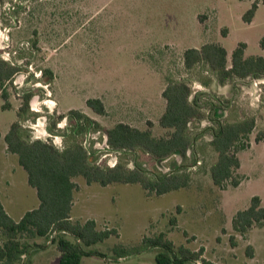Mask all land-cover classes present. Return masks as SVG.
I'll list each match as a JSON object with an SVG mask.
<instances>
[{
    "label": "rangeland",
    "instance_id": "1",
    "mask_svg": "<svg viewBox=\"0 0 264 264\" xmlns=\"http://www.w3.org/2000/svg\"><path fill=\"white\" fill-rule=\"evenodd\" d=\"M252 1L0 0V55L21 67L7 85L10 108H2L0 97V201L5 211L17 220L39 203L17 156L4 150V135L18 119L22 92L34 91L29 113L19 119L24 138L50 139L63 148L68 137L51 134L46 126L48 116L70 109L82 111L103 128L122 121L139 129L149 127L154 136L164 135L166 130L158 123L165 107L161 92L169 81L185 80L193 93L203 92L198 98L201 104L209 103L203 109L206 118L189 124L193 144L186 159L174 154L155 160L142 151H114L102 131L79 137L103 166L120 162L131 167L136 159L148 176L175 166L190 175L187 187L159 196H147L138 183L102 186L87 184L81 176L74 178L79 188L74 192L71 220L92 219L97 228L118 232L85 247L104 256H85L80 264H156L159 248H143L142 239L160 232L175 247L201 249L202 257L215 264H264V223L245 234L232 227L233 216L249 205L252 196H259L264 206V137L255 140L264 132V77L234 78L220 85L207 66L186 69L182 62L186 48L206 42L221 43L228 62L239 42L246 43L245 56H264L259 46L264 5L258 4L251 22L242 19ZM43 69L51 70L50 81ZM88 98H100L106 114L94 113L86 105ZM246 117H254L255 127L248 136L249 146L238 152L240 167L235 177L239 184L216 186L210 167L217 153L205 128L214 125L210 121L214 118L233 122ZM66 124L62 120L57 127L66 128ZM54 236L56 232L46 237L22 235L27 252L12 264H59ZM3 240L0 232V243ZM116 245L137 248V252L115 259Z\"/></svg>",
    "mask_w": 264,
    "mask_h": 264
},
{
    "label": "trees",
    "instance_id": "2",
    "mask_svg": "<svg viewBox=\"0 0 264 264\" xmlns=\"http://www.w3.org/2000/svg\"><path fill=\"white\" fill-rule=\"evenodd\" d=\"M260 2L264 5V0L251 2L249 9L242 16L245 22H251ZM259 46L264 49V35L259 40ZM245 48V42L237 43L228 62L227 51L221 43L206 42L200 47L186 48L182 53V62L186 69L198 64L207 66L214 72L220 85L234 78L243 79L248 76L263 78L264 56H245ZM20 70V65L0 55V97L4 101L3 109L10 108L7 85H11ZM41 72L44 77L47 76V81L52 79L50 69H43ZM202 82L207 84L206 81ZM201 94L203 92L193 93L185 80H172L166 84L161 92L165 107L158 119L159 126L165 129L166 133L161 136H154L149 127L139 129L122 121L103 128L97 120L77 109H70L65 114L50 115L46 126L48 132L68 137L63 148H58L50 139L27 140L22 135L19 119L29 113L34 91L29 89L22 92L19 96L22 102L16 112L18 119L10 124L4 141L7 151L17 155L19 165L26 172L28 184L36 190L39 203L36 208L26 211L18 221H15L8 215L0 201V232L4 236L3 242L0 243V264L18 262L27 252L28 245L21 241L24 234L46 237L56 232L52 242L60 252L59 264H80L85 256H104L96 251L85 250V247L103 241L110 235H117L118 232L115 228L99 229L92 219L84 222L71 220L74 192L79 188L74 178L78 176L83 177L87 184L98 183L102 186L111 183H138L147 196H159L187 187L190 175L179 166H175L169 172L152 176H148L142 164L136 159H133L131 167L120 162L112 166H103L96 162L92 157L94 151L91 152L79 137L89 131H102L111 150L142 151L155 160L165 159L174 154L186 159L193 144L189 124L193 120L206 118L203 109L209 106V103L201 104L198 101ZM85 102L94 113L106 114L105 105L100 98H88ZM210 106L212 109L215 108L214 103H210ZM62 120H66V128L57 127V123ZM210 121L214 125L205 129L210 131L212 137L210 144L217 153L216 161L210 167L211 180L219 187L227 183L237 186L239 181L235 177V171L240 167L238 152L249 146L247 140L255 127V119L246 117L238 121L223 122L219 118H214ZM263 137L264 132H259L255 140L259 141ZM174 221L175 218L172 217L170 222ZM263 223L264 206L257 195L252 196L249 205L243 210H238L232 218L233 229L241 234ZM66 234L71 235L74 240L67 238ZM142 244L145 249L159 248L154 256L156 264L192 262L215 264L202 257L201 249L192 251L182 245L175 247L163 232L153 237L143 236ZM251 249L250 247L247 249L248 256L252 254ZM135 252L137 248L116 245L114 258L119 259Z\"/></svg>",
    "mask_w": 264,
    "mask_h": 264
},
{
    "label": "crops",
    "instance_id": "3",
    "mask_svg": "<svg viewBox=\"0 0 264 264\" xmlns=\"http://www.w3.org/2000/svg\"><path fill=\"white\" fill-rule=\"evenodd\" d=\"M4 142H5V141H4ZM4 148H5L4 150L7 151L6 143H5ZM7 152H8V151H7ZM9 153H11V152H9ZM13 154H14V153H13ZM15 155H16V154H15ZM16 156H17V155H16ZM17 161H18V158H17ZM3 207H4V206H3ZM4 209H5V208H4ZM8 215H9V214H8ZM9 216H10V215H9ZM10 217H11V216H10ZM21 217H22V216H21ZM21 217H20V218H21ZM11 218H12V217H11ZM20 218H18L17 220H15V219H13V218H12V219L15 220V221H18Z\"/></svg>",
    "mask_w": 264,
    "mask_h": 264
}]
</instances>
